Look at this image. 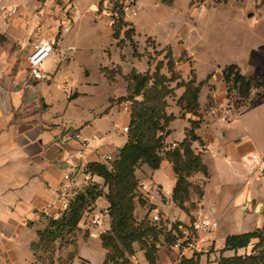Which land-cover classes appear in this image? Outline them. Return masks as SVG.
Returning <instances> with one entry per match:
<instances>
[{
  "label": "crops",
  "instance_id": "obj_1",
  "mask_svg": "<svg viewBox=\"0 0 264 264\" xmlns=\"http://www.w3.org/2000/svg\"><path fill=\"white\" fill-rule=\"evenodd\" d=\"M6 1L18 7V14L7 21L0 17V264H31L34 261L31 245L38 240L37 231L47 225L42 210L56 198L65 174L72 175L74 186L81 192L88 185L95 184L107 193L104 179L87 173L86 168L91 163H111L104 158L111 156L115 160L127 144L128 133L123 129L129 128L131 108L125 111L126 102H116L127 95V82L123 76L133 70L145 73L151 67L147 55L138 58L129 44L123 50L118 46V39L114 38V31L107 26L105 18L95 20L89 15L74 25L69 34L61 37L54 53L44 63L49 78L36 81L30 76L25 61L28 62L34 40H46L56 33L59 24L51 20L50 12L57 10L59 1ZM221 1L224 3L215 4L217 0H174L168 5L163 0H155V5L159 11L166 12L164 7L174 10L178 3H188L198 10L203 3H208L214 4L215 8L238 11L245 18H255L256 22L263 18L264 0ZM73 2L79 10H95L98 4V0H91L85 4L78 3V7L75 0ZM134 19L127 23L134 29L136 43H140L142 50L139 53L146 51L147 38H152L160 51L170 49L176 62L186 55V58L195 62L196 56L203 55L207 50L204 37L202 41L197 37L192 38L193 43L189 47L179 40L178 48L152 36L145 35L142 38ZM200 22L197 15L191 17L193 26L199 27ZM43 28L49 29L48 35L42 36ZM28 35L34 37L28 38L26 46ZM103 35L112 40L111 49H105L108 52L106 59L102 56L100 45L90 42ZM120 38L124 39L123 33ZM97 53L100 60L92 67L90 62ZM142 61L146 67L140 70L137 63ZM126 63L129 67L124 69ZM178 64L185 67L183 62ZM231 64L237 65L241 71V65L229 63L223 68L212 70L203 80L195 72L197 82L205 83L199 97L203 123L196 130L200 140L193 143L192 148L197 154H202L209 178L206 179L201 173L192 178L204 190L198 209L191 213L193 219L172 200L176 174L169 161L164 160L157 170L143 165L136 171L139 197L145 202L141 204L137 199L134 212L137 221H142L147 215L150 219L152 215L158 214L169 226L181 223V227H185L197 218L218 223L217 230L210 236V242L194 255H199L200 264H219L221 257L249 255L252 245L237 252H223L227 237L264 227V188H258L262 179L249 176L242 166L245 155L264 154V138L259 136L252 123L249 125L244 121L253 115L250 113L252 105L242 114L236 113L233 118L236 125L222 123V118L227 120L222 110L226 109L225 113H228V109L234 108L229 105L228 87L222 74L223 69ZM116 66L121 68L122 77L118 76L114 82H110L102 69ZM243 67L249 72L246 74L241 71L247 78L264 73L262 68L251 65ZM184 79L189 80L187 71L184 72ZM65 85L70 89H66ZM61 89L69 94L60 92ZM176 93L180 97L184 88L177 89ZM254 93H261L260 97L264 99V90L252 92L251 97ZM256 96L253 98L257 99ZM169 114L177 118L167 127L170 133L164 139L166 149L175 148L184 141L186 131L191 127L190 120L195 119L191 114L181 117V109L177 105L170 107ZM76 133L87 138V148L83 149L75 139ZM100 200L105 203L103 209L98 207ZM108 207L107 199L100 197L84 213L79 224L78 234L83 230H91V244L85 243L81 237L77 242L75 240L77 249L82 252L80 257L86 260L85 264H93L89 246L98 242L102 248L100 235L110 229L109 214H104ZM95 213L103 217L101 229L91 225ZM18 249H22L23 253L20 254ZM135 250L132 264H148L139 245H135ZM105 253L102 248L99 264H104ZM180 259L175 246H159L157 264H177Z\"/></svg>",
  "mask_w": 264,
  "mask_h": 264
},
{
  "label": "trees",
  "instance_id": "obj_2",
  "mask_svg": "<svg viewBox=\"0 0 264 264\" xmlns=\"http://www.w3.org/2000/svg\"><path fill=\"white\" fill-rule=\"evenodd\" d=\"M163 1L170 5L174 0ZM123 26L128 29L124 31ZM113 30L115 39L123 33L124 38L130 40L135 33L131 25L123 19L117 21ZM164 52L168 60L166 67L170 77L160 73L163 63H159L153 73L150 70L145 73L133 70L124 76L127 82V95L116 102H132L127 144L113 162L91 163L86 168L87 173L104 179L107 193L98 185L90 184L57 220L47 218L46 227L37 231L38 240L31 245L33 263L38 264L42 261L43 264H55L56 243L60 242V245L64 246L69 242V237L79 230L84 213L100 197H105L109 203L108 212L111 220L110 229L100 235L102 248L106 252L104 264H132L136 244L144 251L148 264H157L159 246L162 244L174 246L183 237L181 223L169 226L168 222H152L149 215L142 221H137L134 215L137 199L141 204L145 203L139 197V179L136 177V171L143 165L157 170L164 160L172 164L176 174L172 200L190 217L191 213L198 209L204 195L203 186L192 181V178L198 173L204 175L206 179L209 178L202 154H197L192 148L193 143L200 140L196 130L203 123L199 97L205 82L198 83L194 73L188 81H182L181 75L176 72L171 50L167 49ZM102 71L110 82H114L120 72L107 68ZM222 74L228 87V98L231 97L233 89L243 102L250 99L252 92L264 90V73L247 78L242 75L237 65L231 64L223 69ZM210 78L211 76L208 79ZM174 83L175 87L172 86ZM180 88H184V93L177 101L181 108V117L191 114L195 119L190 120L191 127L187 129L184 141L175 148L166 149L164 139L170 133L167 127L177 118L174 114H167V98L173 97ZM250 245L253 246V254L221 257L219 264H264V227L227 237L223 252H237ZM40 253L46 256H40ZM68 260L59 258L57 262L68 264ZM177 264H200V257L198 255L182 258Z\"/></svg>",
  "mask_w": 264,
  "mask_h": 264
},
{
  "label": "rangeland",
  "instance_id": "obj_3",
  "mask_svg": "<svg viewBox=\"0 0 264 264\" xmlns=\"http://www.w3.org/2000/svg\"><path fill=\"white\" fill-rule=\"evenodd\" d=\"M89 1L91 0H75L78 7V3L85 4ZM137 2V6L140 7V11L134 20L136 23L137 31L141 34L142 38L145 37V35L152 36L162 43L170 42L178 48L179 45L177 43L179 40H183L185 45L189 47L191 46V43H193V39H196L197 37L200 39V41H202V38L204 37V46L205 48H207V50L204 51L203 55H197L195 58V62H193L191 58H186L187 55L182 56V58L177 62L174 61L176 64V72L181 75V78H183L182 81L185 80V71H187L188 73V79L192 76L193 73L195 74V76L197 73L198 78L200 80H203L206 79L207 75L212 70L223 68L226 64L229 63H236L241 65V71L246 74H248L249 72H247L246 67H243L244 65H251L256 68L264 69V13L263 18L256 22L255 18L253 17L248 19L243 17L238 11L232 12L228 9L226 10L215 8V6H213L214 4L209 5L208 3H203L201 9L198 10L196 6H189L188 3L182 5H180L181 3H178L174 10L164 7V9H166V13L165 11H159L157 9L155 0H137ZM220 3L224 2L220 1L215 4ZM193 15H197L201 19L202 22H200L199 27H195L191 24V17ZM127 29L128 27L123 26L124 31ZM46 30V28L42 29V36L49 34V29L47 31ZM102 32L104 33L103 30ZM134 36L130 40L126 38L121 39L119 37L117 40L118 46L123 50L124 47L129 44V46H131L134 50V55L138 58L143 55H147L151 67L149 69L151 73L155 71L159 63H163V66H161L160 69V73L170 77L171 75L166 67L168 63V60L166 59V53L162 50L160 51L157 49L155 41L152 38H147L145 40V44L147 46L146 51L144 53H139V51H141L142 49L139 45L140 43H136V37L134 38ZM33 37L34 35L27 36V40L25 42L26 46H28V38L32 39ZM84 42L86 41L84 40ZM90 42L100 45L99 47H101L102 49V56L104 59H106V53L108 52H105V49L106 47L111 49V38H107L103 35L99 38L91 39ZM33 43H35V40L33 41ZM98 60H100V56L97 53V56H94L90 62L91 66L93 67L94 63ZM179 62H183L185 64V67H180L178 64ZM25 65L26 67L28 66L27 61H25ZM128 67L129 64L126 63L124 65V69H127ZM145 67L146 64L143 63V61L137 63L138 69L142 70ZM112 68L113 69L109 70H113L117 73L118 70H120L119 74H117L116 77H122V70L119 66H116V68ZM172 86L175 87L176 84L174 83ZM59 91L63 92L65 95L69 94V92L62 89ZM261 95V93H254L250 100L243 102L237 95L236 91L233 89L231 92V97H229L228 99L229 105H232L234 108L228 109V113H225L226 109L222 110L224 111L222 114L223 117L225 116L227 118V120L222 118V123H231L236 125V122L233 121L236 113L242 114L252 105V108H250V113H252L253 115H251L250 117L248 116L244 121H246V123L249 125L250 123H252V127L257 130V132L260 134L259 136L264 138V99L260 97ZM254 96H256L257 99L253 98ZM178 99L179 97L176 92L173 97L167 98L168 108L166 112L168 115H170V107H175L177 105ZM253 186L256 187L255 184ZM258 188L261 190L262 188H264V184L262 181L259 182ZM98 207L100 209H103L105 207L104 201L100 200L98 203ZM95 215L98 216L100 215V213H95ZM162 222L164 221L162 220ZM246 223L248 224L249 221H247ZM78 231L79 230H76L74 234L69 237V242L64 246H61L60 242L56 243V252L54 256L55 264H58L57 259L59 258L64 259L65 261L70 259L68 260V264L86 263V260L80 257L82 256V252L81 249H77L75 240L77 242L78 238L81 237L85 240V243L91 244L89 243V234L91 230H83L80 234H78ZM97 244L98 242H93V244L89 246V249L93 254V264L100 263V259H98V257L102 252V248L99 244L98 247ZM18 252L21 254L23 253V250L18 249ZM251 254H253L252 249L249 255ZM249 255L246 254L245 256ZM40 256L46 255L40 253ZM34 263L32 262V264ZM41 263L42 261L38 262V264Z\"/></svg>",
  "mask_w": 264,
  "mask_h": 264
},
{
  "label": "built area",
  "instance_id": "obj_4",
  "mask_svg": "<svg viewBox=\"0 0 264 264\" xmlns=\"http://www.w3.org/2000/svg\"><path fill=\"white\" fill-rule=\"evenodd\" d=\"M59 6L56 11L50 12V18L58 25L57 31L53 37L46 40H39L32 44V49L28 55V69L30 76L36 81H43L49 78L44 70V63L51 57L55 51V46L59 44L61 37L69 34L74 25L80 23L84 17L91 15L97 20L105 18L107 26L113 30L117 21L123 19L127 22L139 13L137 0H98L95 10L90 8L79 10L76 8L73 0H58ZM18 7L8 3L6 0H0V17L2 20H9L16 17ZM70 89L69 86H64ZM131 101L124 104V110H130ZM125 133L129 128L123 129ZM75 139L81 144L82 148L88 147V140L81 133L75 134ZM106 162H112L111 156L104 158ZM242 166L249 176H257L264 182V154L251 153L242 158ZM145 190L146 187L143 186ZM80 190L74 186L73 177L65 174L63 182L58 190L54 200L46 204L42 213L46 218L57 220L65 211L68 210L74 199L80 194ZM105 215L109 212L104 211ZM152 222H160L161 217L158 214L152 215ZM91 225L94 228L101 229L103 225L102 215H94L91 219ZM218 223L209 219L197 218L188 226L181 227L183 237L174 245L179 251L180 258L194 256L202 251L204 244L210 242V236L217 230ZM245 256V255H244Z\"/></svg>",
  "mask_w": 264,
  "mask_h": 264
}]
</instances>
